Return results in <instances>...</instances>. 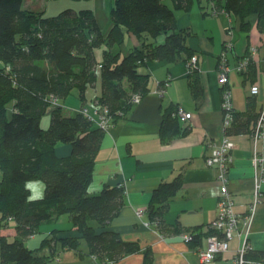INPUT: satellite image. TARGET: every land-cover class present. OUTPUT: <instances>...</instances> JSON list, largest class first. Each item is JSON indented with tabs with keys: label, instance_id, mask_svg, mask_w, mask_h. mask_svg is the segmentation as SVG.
Masks as SVG:
<instances>
[{
	"label": "trees",
	"instance_id": "trees-1",
	"mask_svg": "<svg viewBox=\"0 0 264 264\" xmlns=\"http://www.w3.org/2000/svg\"><path fill=\"white\" fill-rule=\"evenodd\" d=\"M170 1L172 6L164 0H113L109 27L104 32L92 6L68 7L45 15L24 8V0H0V264H44L64 250H72L79 257L93 255L97 264H113L140 251L136 241L123 240L118 232L107 228L123 204V187L105 185L96 194L87 192L105 129L95 127L82 112L64 114L57 103L73 90L84 100L85 90L100 78L98 102L107 109L113 125L134 105L133 95L142 99L149 92V73L141 67L151 61L173 64L183 60L191 100L197 108L205 96L198 55L185 42L190 31L176 24V11H189L194 0ZM209 1L215 12L232 13L245 32L251 29L250 18L255 16L257 29L264 34V0ZM128 33L139 44L122 52ZM99 47L104 49L98 67L95 50ZM244 57L246 66L238 73L244 82L252 84L256 70L250 51ZM225 90L230 92L228 78L220 83L221 101ZM257 94L249 91L244 110H235L231 103L225 135L255 132L262 112ZM9 104L13 108L10 116ZM179 108L185 110L175 104L163 112L160 139L164 142L188 131L177 115ZM48 110L49 122L44 127L41 119ZM58 143L69 144L70 154L57 156ZM33 180L43 181V199H28L30 191L25 190V183ZM180 183V176L161 183L147 205V221L161 234L181 233L182 229L163 220ZM63 213L69 215L80 236L59 238L57 249L55 229L41 239L37 249L26 246L25 240L39 231L41 223ZM9 226L15 230L13 237L1 233ZM190 230L185 241L190 246L199 245L197 229ZM212 230L205 234H213ZM81 241L85 250L80 248ZM44 248L47 252H40ZM143 254V264H153L150 249ZM245 259V264H264V250L250 247Z\"/></svg>",
	"mask_w": 264,
	"mask_h": 264
},
{
	"label": "crops",
	"instance_id": "crops-1",
	"mask_svg": "<svg viewBox=\"0 0 264 264\" xmlns=\"http://www.w3.org/2000/svg\"><path fill=\"white\" fill-rule=\"evenodd\" d=\"M47 1L24 0L23 7L45 14L48 13ZM165 2L172 6L170 0ZM91 4L101 29L106 32L112 4L108 0H94ZM198 4H192L189 11H176V24L179 29L190 31L185 42L198 55L205 90L203 100L197 108L192 102L186 77L187 65L183 60L173 64H167L166 60L148 62L141 67V71L149 73V92L131 107L124 118L104 130L96 153L87 192L96 194L105 185L123 187V204L107 228L118 232L123 240L136 241L140 246L139 252L124 255L113 264H143V252L148 249L153 264H200L197 250L206 247L208 236L205 233L211 230V222L217 214V171L206 166L205 157L211 145L219 144L225 136L218 74L219 56L223 52L219 40L224 41V30L231 29L227 33V37H230L227 44L230 45L225 49L229 50L225 51L224 57L226 68L229 69L227 78L232 107L244 110L251 85H257V103L264 113V52L259 53L257 50L259 43L264 44V34L257 29L256 17L251 16L252 27L249 32H245L240 29L232 13L223 10L214 13V5L209 0H200ZM58 7L53 5L51 8ZM138 44L137 38L128 33L121 46L122 52ZM253 47L256 48L253 54L256 80L249 84L244 82V76L235 67ZM103 49L99 47L95 50L98 67ZM84 95L85 99L82 100L77 91L73 90L63 102L58 100L57 105L64 114L74 115L86 109L87 114L97 119L94 111L102 107L98 102L101 95L100 78L85 90ZM175 104L191 114L187 120L180 118L188 126V131L164 142L160 139L163 112ZM12 109V104H9L7 112ZM49 111L41 119L43 126L49 122ZM94 126L99 127L95 123ZM231 139L234 142L231 151L233 161L229 167L227 187L233 198V210L242 215L248 211L253 199V139L252 135L244 133ZM70 152L69 144L58 143L55 147L57 156H65ZM177 176L181 177V183L168 202L163 220L182 230L177 234H161L147 221V205L153 191L161 183L171 182ZM33 181L36 183L30 195L39 196L41 191L44 193L43 181ZM139 211L142 214L139 215ZM194 228L197 229L196 234H199L200 244L190 246L183 235ZM55 229L58 230L55 232L58 240L54 244L57 249L59 238L80 236L69 215L63 213L52 221L41 223L39 231L25 240L26 246L37 249L41 239ZM1 233L13 237L15 230L9 226L2 229ZM248 241L252 250H264V183ZM228 243V250L219 254L210 264H233L240 241L235 236ZM80 248L86 249L84 241H81ZM40 252L47 250L44 248ZM44 264H97V260L90 254L79 257L72 250H64Z\"/></svg>",
	"mask_w": 264,
	"mask_h": 264
},
{
	"label": "built area",
	"instance_id": "built-area-1",
	"mask_svg": "<svg viewBox=\"0 0 264 264\" xmlns=\"http://www.w3.org/2000/svg\"><path fill=\"white\" fill-rule=\"evenodd\" d=\"M215 13V11H214ZM230 45V44H229ZM256 52V48L253 47V54ZM225 52L221 53L219 82L221 84L226 83L228 68H226V59L224 57ZM195 62V58L192 59ZM247 58H242L235 69L237 71L245 68ZM163 93V90L159 91ZM250 93H258V86L251 85ZM131 101L139 103L141 98L138 94L132 96ZM230 92L225 90L223 93V100L221 101V108L223 112V125L226 126L229 123L230 114L227 110L230 109ZM81 112L88 117L102 129H107L110 126L108 111L103 106L100 109L94 111L97 119H94L91 115L87 114L86 109H81ZM177 115L181 119H189L190 113L179 108ZM264 113L261 112V117L256 123L255 132L252 134L253 148H252V169H253V199L249 205L248 211L245 214H238L233 210V198L228 190V172L229 167L233 161L231 151L234 148V142L231 137L225 135L223 140L219 144H212L209 148V152L205 157L206 166L212 167L217 171V180L219 182L218 190V203L217 214L215 219L211 222V227L216 231L215 234H211L207 237V244L205 248H199L197 250V256L200 264H210L219 254H223L228 250L229 240L233 237L239 238V246L235 252L233 264H245V253L250 248L248 241L250 228L253 221L254 214L256 212L257 205L259 203L260 196L262 195V185L264 183ZM138 214H142L140 211ZM184 239H188V233L183 235Z\"/></svg>",
	"mask_w": 264,
	"mask_h": 264
},
{
	"label": "rangeland",
	"instance_id": "rangeland-1",
	"mask_svg": "<svg viewBox=\"0 0 264 264\" xmlns=\"http://www.w3.org/2000/svg\"><path fill=\"white\" fill-rule=\"evenodd\" d=\"M92 1H94V0H48L47 2H48V4H47V12L48 13H45L46 15L47 14H52V13H55V12H60V11H62V10H64V9H66V8H68V7H73V8H89V7H91L92 6V4H91V2ZM198 0H194L193 1V5L194 6H199V4H198V2H197ZM164 2H165V0H164ZM108 3H111V4H113V0H108ZM166 3V2H165ZM53 5H59V7H58V9H56V8H54V9H52L51 7L53 6ZM97 7V6H96ZM56 13V14H57ZM231 31V29H229V30H227V31H225L224 30V41L222 40V39H220L219 40V45L221 46L222 45V48H221V50L223 51V52H228V50L229 49H227V50H225V45L227 44V43H229L230 41V37H227V33H229ZM221 34V33H220ZM229 45V44H228ZM230 47V46H229ZM257 50H258V52L260 53V52H264V44L263 43H259V45H257ZM250 57H252L253 58V56H252V54L251 53H253V48H250ZM231 54H232V52H230ZM74 92H76L75 90H74ZM60 102H63V99H60ZM11 113H12V111H10L9 113H8V116H10L11 115ZM47 125H48V123H47ZM47 125H45L44 127H47ZM1 168H0V174H1ZM36 181H40V180H36ZM235 238V237H234ZM230 240H232V239H230Z\"/></svg>",
	"mask_w": 264,
	"mask_h": 264
},
{
	"label": "clouds",
	"instance_id": "clouds-1",
	"mask_svg": "<svg viewBox=\"0 0 264 264\" xmlns=\"http://www.w3.org/2000/svg\"><path fill=\"white\" fill-rule=\"evenodd\" d=\"M36 182L35 181H27L25 183V190L26 191H31L32 188H33V185L35 184ZM28 199L31 201V200H36V199H43V191H41V193L39 194V196L33 194V195H30L28 197Z\"/></svg>",
	"mask_w": 264,
	"mask_h": 264
}]
</instances>
